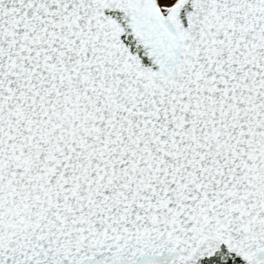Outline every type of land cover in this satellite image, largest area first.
<instances>
[{"label":"snow or ice","instance_id":"obj_1","mask_svg":"<svg viewBox=\"0 0 264 264\" xmlns=\"http://www.w3.org/2000/svg\"><path fill=\"white\" fill-rule=\"evenodd\" d=\"M0 264H264V0H0Z\"/></svg>","mask_w":264,"mask_h":264}]
</instances>
